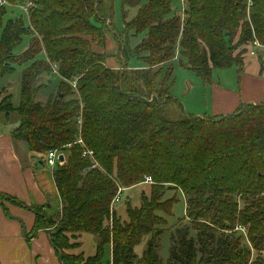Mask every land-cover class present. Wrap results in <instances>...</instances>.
<instances>
[{
  "label": "trees",
  "instance_id": "16d2710c",
  "mask_svg": "<svg viewBox=\"0 0 264 264\" xmlns=\"http://www.w3.org/2000/svg\"><path fill=\"white\" fill-rule=\"evenodd\" d=\"M5 1L0 78L24 71L19 105L3 88L0 114L16 116L15 144L64 154L53 171L60 211L48 217L31 208L33 232L48 231L61 264H105L109 245L107 264H264V103L197 116L170 92L177 53L205 87L215 69L237 65L241 73L248 47L256 40L264 47V0H186L184 17L176 14L179 0H122L124 32L145 37L133 48L125 38L120 68L108 65L104 51L115 26L112 0H34L27 21L5 17L28 0ZM257 55L264 68V49ZM131 57L138 67L129 66ZM48 74L57 83L43 100ZM147 177L149 195L142 193L139 206L127 202L122 219L112 205L118 188ZM169 191L184 194L186 214L171 227L164 263L160 237L177 203ZM84 235L93 238L92 255L83 250Z\"/></svg>",
  "mask_w": 264,
  "mask_h": 264
},
{
  "label": "crops",
  "instance_id": "0c3cea01",
  "mask_svg": "<svg viewBox=\"0 0 264 264\" xmlns=\"http://www.w3.org/2000/svg\"><path fill=\"white\" fill-rule=\"evenodd\" d=\"M252 56L255 61L245 62L242 73L248 67L255 75L240 78L237 90L214 80L209 86V108L206 112L196 110L197 116L230 114L241 104L264 103V68L258 55ZM17 126L18 122H11L9 117L0 114V194L5 196L0 195V264H61L48 231L33 232L36 214L31 209L41 207L48 217L60 211L62 203L54 169L46 165L45 153L29 151L23 143L15 144L12 131ZM87 237L93 247L91 235H84L83 246ZM105 257L110 263L111 245L107 246Z\"/></svg>",
  "mask_w": 264,
  "mask_h": 264
},
{
  "label": "rangeland",
  "instance_id": "374dc122",
  "mask_svg": "<svg viewBox=\"0 0 264 264\" xmlns=\"http://www.w3.org/2000/svg\"><path fill=\"white\" fill-rule=\"evenodd\" d=\"M114 5V25L112 27V32L108 35L106 48L104 51H106V54L108 55L107 63L112 68H120V60L121 62H124V58L126 57V44L127 41H125V38L127 37L129 40L130 47L136 46L142 39L145 37L144 34H139L136 36H130L128 37L124 32V19H123V11H122V0H112ZM111 0H108V3H110ZM185 3L186 0H179L176 4V14L180 15L181 17H184L185 12ZM20 5L16 8H10L8 11V14L5 17V21L9 18H16V17H23L26 21L29 17V11L25 10V6ZM30 9V8H29ZM138 8H132L128 11V18H133L137 13ZM1 36V31H0ZM24 46H28V40H24V44L20 47L18 52H21L24 50ZM251 48L248 47V55H244L243 57V64L248 61H255V57L251 54ZM251 54V56L249 55ZM122 58V59H121ZM176 59H174V79L173 83L171 85L170 92L180 99L182 102L185 110L187 113L191 115H197L195 114L197 111H204L208 110L211 103L210 99V92L211 89L209 87H205L203 85L202 80L199 76H197L192 70H189L185 67H183L179 62V53L175 56ZM128 64L130 67L140 65V63L135 58H128ZM238 70L237 65H233L232 67L228 69H215L213 73L214 80H217L218 82L221 81V84H223L228 89H235L237 90L238 82L240 78H244L245 76H252L255 75V72H252L249 70L248 67L244 69V73H240ZM24 71V68L18 67L16 72L12 75H6L2 78H0V91L3 90V88L8 91V93L13 94V103L15 106L19 105L20 103V85L22 80V73ZM241 76V77H240ZM42 82L49 83L44 90L39 94L40 99H45V96L49 94V92L53 91L55 84L57 83V79L51 75H44L42 77ZM2 93V92H1ZM4 94V93H3ZM2 96H0V99ZM187 108H186V107ZM195 112V113H194ZM209 112V111H207ZM208 115H213L212 113H208ZM180 115L176 114L174 118H178ZM10 121H16V116L13 115L10 118ZM146 193L149 195L150 193V185L149 184H139L138 186L126 189L123 193V199L117 204V210L118 215L121 216L122 219L126 218V207L127 202H130L132 206H139L141 203V195L142 193ZM176 197L177 203L173 207L172 215L167 216L166 219L168 221V226L163 232V234L160 237L159 242V248H158V255L160 259L166 263L169 256H170V247H171V233H172V225L175 224V222L179 218H184L186 214V201L185 196L182 192L179 191H169L166 194L167 198ZM129 198V199H128ZM48 216V215H47ZM55 226L51 227L52 229ZM88 238V239H87ZM85 238L83 250L85 251L86 255H92L94 253V248L91 244H89L91 241L89 237ZM147 240L149 238L145 237L143 241L136 247V253L138 255H141L146 247H147ZM81 249L76 248V252H79ZM108 258L105 257L104 263L107 264Z\"/></svg>",
  "mask_w": 264,
  "mask_h": 264
},
{
  "label": "built area",
  "instance_id": "2783aa9c",
  "mask_svg": "<svg viewBox=\"0 0 264 264\" xmlns=\"http://www.w3.org/2000/svg\"><path fill=\"white\" fill-rule=\"evenodd\" d=\"M2 4H7V3L5 0H0V5H2ZM34 6H35L34 0H28L27 4L25 6V10L29 11L32 8H34ZM252 47H253V49L251 50L252 55H257V53H258L257 49H259V50L264 49V47L260 44V42L258 40L255 41L254 46H252ZM79 142L82 143V140H80ZM61 154H63V152L60 151L59 149H53V150L47 151L45 153L46 165L49 168L55 169L57 166L63 164V161L61 162L59 159ZM83 155L85 157H88L91 159V163H92L91 168H95L96 164L94 163L92 151L86 150L83 152ZM144 183L151 184V183H153V180L151 177H147ZM124 191H125V188H123V187L118 188L117 194L112 201L113 206L117 205L120 201H122Z\"/></svg>",
  "mask_w": 264,
  "mask_h": 264
},
{
  "label": "water",
  "instance_id": "95a60500",
  "mask_svg": "<svg viewBox=\"0 0 264 264\" xmlns=\"http://www.w3.org/2000/svg\"><path fill=\"white\" fill-rule=\"evenodd\" d=\"M59 159H60L61 162L64 161V155L61 154L60 157H59Z\"/></svg>",
  "mask_w": 264,
  "mask_h": 264
}]
</instances>
